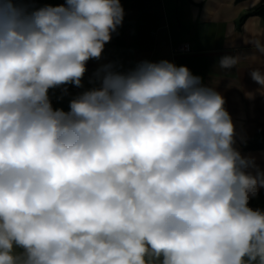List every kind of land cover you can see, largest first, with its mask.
I'll return each mask as SVG.
<instances>
[{
	"label": "clouds",
	"instance_id": "obj_1",
	"mask_svg": "<svg viewBox=\"0 0 264 264\" xmlns=\"http://www.w3.org/2000/svg\"><path fill=\"white\" fill-rule=\"evenodd\" d=\"M123 18L121 0H0V264H264L250 206L264 171L187 66L102 65L53 107L49 90L83 87ZM250 76L264 94V72Z\"/></svg>",
	"mask_w": 264,
	"mask_h": 264
},
{
	"label": "crops",
	"instance_id": "obj_2",
	"mask_svg": "<svg viewBox=\"0 0 264 264\" xmlns=\"http://www.w3.org/2000/svg\"><path fill=\"white\" fill-rule=\"evenodd\" d=\"M18 2L31 12L46 4L56 6L59 0ZM121 5L123 22L105 44L101 58L87 62L83 87L66 85L67 92L56 97L53 107L67 111L70 99L95 86L94 74L102 65L128 70L143 60H168L187 66L204 86L223 95L235 126L234 147L264 171V149L245 151L242 146L264 131V94L250 76L253 69L264 72V53L257 47H264V18L248 15L264 0H121ZM186 43L191 52L172 54V46ZM225 55L239 56L240 61L232 69L221 68L218 61ZM57 90L50 89L49 95ZM248 171L255 174L256 169Z\"/></svg>",
	"mask_w": 264,
	"mask_h": 264
},
{
	"label": "trees",
	"instance_id": "obj_3",
	"mask_svg": "<svg viewBox=\"0 0 264 264\" xmlns=\"http://www.w3.org/2000/svg\"><path fill=\"white\" fill-rule=\"evenodd\" d=\"M65 0H59L58 4L64 3ZM57 4V5H58ZM250 16H259L264 18V5L256 7L250 14ZM247 15L242 16V18L239 20L240 23H242V20ZM244 150L246 151H258L260 149H264V131H260V133H257L255 136L247 140L243 145ZM250 206L253 208H259L261 210H264V189H261L259 191V194L256 198L250 200Z\"/></svg>",
	"mask_w": 264,
	"mask_h": 264
},
{
	"label": "built area",
	"instance_id": "obj_4",
	"mask_svg": "<svg viewBox=\"0 0 264 264\" xmlns=\"http://www.w3.org/2000/svg\"><path fill=\"white\" fill-rule=\"evenodd\" d=\"M171 51H172V54H174V55H185L186 53L191 52L187 43L172 46ZM65 88L68 90V88L65 85V86L59 87L55 94H50V99H51L52 103H55L57 101L56 97L58 95L65 93L64 92ZM70 90L74 92L76 90V88H71Z\"/></svg>",
	"mask_w": 264,
	"mask_h": 264
}]
</instances>
